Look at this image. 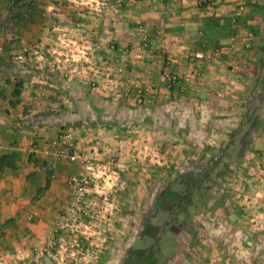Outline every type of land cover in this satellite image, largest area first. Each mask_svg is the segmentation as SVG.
<instances>
[{
  "label": "rangeland",
  "instance_id": "1",
  "mask_svg": "<svg viewBox=\"0 0 264 264\" xmlns=\"http://www.w3.org/2000/svg\"><path fill=\"white\" fill-rule=\"evenodd\" d=\"M69 1L77 2L75 9L79 15L72 13V21H60L52 35L35 42L47 44L48 38L52 45L49 48L55 52L53 56L62 62L58 73L49 74L32 60V70L39 72L34 79L39 99L47 102L43 97L45 92L54 98L41 112L57 114L56 121L74 118L81 124L100 125L111 129V133L124 131L125 128L120 129L122 125L133 127L130 141L136 143L137 148L148 146L157 152L160 164L147 167L145 163L126 161L127 168L123 169L121 178L112 189L105 190L112 192L107 194L109 205L118 204V209L108 205L107 211L88 213L81 218V213L72 207L63 223L54 230L57 237L46 248L50 258L45 251H40L35 264L46 261L51 264H106L109 259L108 264H225L223 259L233 244L227 246L214 237L206 239L204 234L209 232L204 226V217L207 211H213L211 217L216 216L217 207L225 202L237 206L234 197L240 195L236 192L238 189L242 188L244 193L263 187L264 37L257 41L253 30L242 23L250 21L262 25L261 19L247 20L246 17L255 2L253 13L264 15V0H255L252 4L244 0H194L196 9L217 22L210 39L220 43L212 48L181 49L177 55L166 51L165 45L162 47L164 32L153 15L157 12L155 3L149 8L153 17L142 18L144 6L141 4L127 5L135 10L124 17V0ZM29 7L26 8L31 10ZM104 19L110 26H103L101 30ZM225 19L231 30L229 25L227 29L221 27ZM200 31L202 40L211 41L203 28ZM261 31L264 35V26ZM108 32L117 37H106L104 33ZM180 41L188 42L187 39ZM223 41L225 43H221ZM176 58L190 64L191 77L199 89L211 88L191 96L197 103L208 94L226 101V106L219 107L211 119L213 130L219 131L221 136L204 135L205 107L200 109V122H194L190 132L187 131L189 123L180 118L185 114L182 107L177 110V118L169 116L176 108L174 102L186 96L183 78L173 68ZM221 65L224 67L219 68ZM133 67L138 70L149 67V80L139 85L132 83L127 74ZM210 77L213 85L204 82ZM69 84L74 90L84 87L87 92L82 90V96L89 92V99L80 98L75 92L70 97L63 87ZM174 92H177L175 97ZM190 134L201 139L200 151L194 153L200 160H193L191 166L198 169L197 174L181 175L178 182L167 181L163 184L165 187H158L156 181L160 175L173 170L168 160H172V156L166 145L188 146L187 153L181 152L183 160L179 161L186 165L193 155ZM135 147L126 144L124 150L133 153ZM146 154L155 157L151 151L147 150ZM245 204L239 202L241 210L247 208ZM72 219L87 226L90 240L77 242L80 237L71 231ZM213 231L220 237L222 229ZM250 251L253 253V249ZM234 252L236 255V249ZM229 262L237 264L234 257Z\"/></svg>",
  "mask_w": 264,
  "mask_h": 264
},
{
  "label": "crops",
  "instance_id": "2",
  "mask_svg": "<svg viewBox=\"0 0 264 264\" xmlns=\"http://www.w3.org/2000/svg\"><path fill=\"white\" fill-rule=\"evenodd\" d=\"M244 1H248L247 4H252L255 0ZM76 3V1L70 2L69 0H0V161L2 162L3 156L9 157L12 154L18 156L13 161L12 167L0 165V264H35L38 260L37 254H40V251H45L48 254L46 251L47 246L57 237L54 230H57V227L63 223L64 216L68 215L73 207L71 205L72 190L66 184V180L80 173L79 166L62 159H34L33 156L28 154L30 144L34 141L28 128L35 124H28L23 130L17 128L18 124H22V121L29 116L45 115L46 113L41 111L45 109L46 103L53 101L54 98H50L51 94L44 91L45 93H40H44L45 96L43 97L47 102L41 101L38 96L39 92L34 88L36 76L33 75L31 79H23L16 74L17 72H28V70L33 69L34 64L27 53V49H30L38 38L52 35L60 21L69 22L71 20L72 13L79 15L78 10H76ZM152 3H155L157 8V12L153 15L158 19L161 31L164 32L162 34V47L165 45L166 51H172L177 55V52L181 49L192 50L189 47L196 49L202 47L212 48V46L220 43L217 40L210 39V33H212V29L217 22L211 19L209 15L196 9L194 0H183L182 2L175 0H124V17L135 10L130 9L127 5L132 7L136 4L144 6L141 13L142 18L153 17L149 13V8L154 5ZM255 3L250 7L249 16L246 19L250 20L257 17L262 20V25L247 21L246 24L243 22L242 26L245 25L246 28H251L250 30H253V33L256 34V40L258 41L264 37L261 34V28L264 26V15L253 13L256 8ZM104 21L101 30L104 29L103 26H110L109 21L107 22L106 19ZM224 21L221 27L227 29L229 25L228 28L231 30L232 27L229 21L227 19ZM200 28H203L205 36L211 41L200 38ZM104 35L109 38L117 37L116 34L109 32L104 33ZM181 38L187 39L188 42L185 44V42L180 41ZM46 39L48 47L52 46L48 42L49 39ZM225 41L221 43H225ZM164 52V48H162V53ZM173 63V68L178 70L183 78L182 84L186 96H181L178 98V102H174L177 109L174 108V112H171L169 116L177 118L179 116L177 110L182 107L185 114L180 118H185V122L189 123L187 131L190 132L193 123L200 122V109L205 107L204 135L211 134L210 136H216L217 138L221 133L213 130L211 119L219 107L226 106V101L213 94H208L206 99H200L197 103V99L195 100L191 96H195L201 90L210 91L211 88L204 86L199 89L198 83L191 77V66L187 64V61L176 58ZM223 67L224 65H221L219 68ZM148 69L149 67L138 70L133 67L130 68L128 74H125L128 75L132 83L136 85L144 84L149 80L150 72H148ZM211 80L212 77H210V80L207 78L204 82L211 85ZM69 87L73 91L74 86L69 84ZM82 90L86 91L84 87H82ZM64 91L66 90L64 89ZM79 92L77 91L76 94H80ZM70 93L74 94L71 91ZM67 94L65 95L68 96ZM175 96H177V92L173 93V97ZM79 109L77 106L76 110ZM73 119L69 123L63 124V126H60L54 120L52 124L41 126V128L47 127L50 129L51 135L55 136L59 130L90 125L96 127L94 129L105 136L104 141L113 149L115 144L108 137L111 135V129L109 131L100 125L81 124L80 120ZM74 122L75 124H72ZM161 130L165 131L164 129ZM190 135L193 141L190 151L197 156L194 153L200 151L201 144L199 140L201 139L193 137L192 134ZM166 147L168 148L167 152L171 153L172 156V160L169 158L168 160L173 166V170L163 173L157 179L158 187L162 188L165 187L163 184L167 181L168 183L178 182L177 179L181 175L182 177L188 174L196 175L198 169L191 167L194 165L192 161L200 160L198 156L194 157L192 155L189 158L190 162L186 165L179 164V161L183 160L182 153H187L188 146H172L170 143ZM30 156L32 160L29 159ZM49 173L55 174L54 180L49 179L47 176ZM262 183L263 187H257V190H245L244 188L245 192L243 193L242 188L238 189L236 192L240 195L234 197L237 200V206H230L228 202H225L223 206L217 207L216 216L211 217L213 211L205 213L204 226L209 232L204 234L206 239L214 237L218 240L217 242L225 243L227 246L233 244L232 249H236V255L232 249L225 255L223 259L225 264H230L229 260L233 257L237 264H264V232H261L264 230V180H262ZM239 186L242 187L243 184H239ZM212 193L216 194V192ZM238 201L246 203L247 208L241 210ZM142 209L140 208V210ZM207 214H210V216ZM217 228L222 229L220 237H216L217 234L213 231ZM251 249H253V253L250 251ZM67 261L69 260L67 259ZM110 261V259L106 260L105 263L108 264Z\"/></svg>",
  "mask_w": 264,
  "mask_h": 264
},
{
  "label": "built area",
  "instance_id": "3",
  "mask_svg": "<svg viewBox=\"0 0 264 264\" xmlns=\"http://www.w3.org/2000/svg\"><path fill=\"white\" fill-rule=\"evenodd\" d=\"M30 58L35 61L38 68L49 74H56L60 71V62L51 51L47 44L40 41L27 49ZM17 128L23 130L25 126L21 123ZM29 128H31L29 130ZM28 131L34 141L30 144L29 155L34 159H62L71 164H76L80 168V173L69 177L66 184L72 190L74 211L81 213V218L86 217L88 213H97L101 210L107 211L109 205L106 188L112 189L116 182L121 178L126 161L131 163H140L147 167L159 163L158 153L147 148H137V144L130 141L133 127L120 126L124 131L113 132L110 139L114 142L113 149L104 141L105 136L98 132L96 127L90 125L75 127L73 129H63L51 135L50 129L39 125L29 126ZM27 129V128H26ZM100 130V128H99ZM127 140V142L125 141ZM143 143V142H142ZM126 144H133L135 150L133 153L124 150ZM143 147V145H142ZM155 153V157L149 156L146 152ZM49 179L54 180L55 174L49 173ZM109 184V186H107ZM117 210L118 204L109 205ZM80 219V218H79ZM72 232L79 234L78 241L83 243L90 240L86 228L79 220H71ZM81 239V240H80ZM73 242H76L75 240ZM50 258V254H46ZM53 260L55 258H52ZM37 262V261H36ZM35 262V263H36ZM45 264H51L46 261Z\"/></svg>",
  "mask_w": 264,
  "mask_h": 264
},
{
  "label": "trees",
  "instance_id": "4",
  "mask_svg": "<svg viewBox=\"0 0 264 264\" xmlns=\"http://www.w3.org/2000/svg\"><path fill=\"white\" fill-rule=\"evenodd\" d=\"M18 71H20V70H18ZM38 73H39L38 71L31 69V70H28V72H26V71L17 72L16 75L18 77H20V78H23V79H27V78L31 79L33 75L38 74ZM63 87H64V89L66 90V92L68 93V95L70 97H72V94L70 93V91L71 92H75V93L77 91H80L79 92L80 93V96H79L80 98L81 97H84V99H89V97H90V93L89 92H88L89 94L87 93L86 95L82 96L83 95V92H81L82 91V88L81 89H76L77 91L73 89V91H72V89L70 87L68 88V86H63ZM79 114H81V111L79 112ZM51 117L54 118V120H56L55 117H57V114H46V115H38V116H29L24 121H22V125L23 126H26L28 124L29 125H33V124L36 125V124H38L40 126L50 125L54 121V120L51 119ZM82 118L88 119V118H85V117H82ZM56 123H58L60 126H63V124L69 123V121H66V120H58L57 119ZM17 157L18 156H15V154L14 155L12 154L9 157L3 156L2 157V162L0 161V165L3 166V167H12L13 161L16 160ZM29 159L32 160L31 156L29 157Z\"/></svg>",
  "mask_w": 264,
  "mask_h": 264
}]
</instances>
